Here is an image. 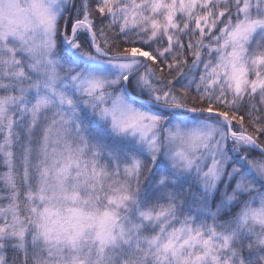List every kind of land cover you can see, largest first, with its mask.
I'll use <instances>...</instances> for the list:
<instances>
[{"label": "snow or ice", "instance_id": "1", "mask_svg": "<svg viewBox=\"0 0 264 264\" xmlns=\"http://www.w3.org/2000/svg\"><path fill=\"white\" fill-rule=\"evenodd\" d=\"M0 264H264V0H0Z\"/></svg>", "mask_w": 264, "mask_h": 264}]
</instances>
